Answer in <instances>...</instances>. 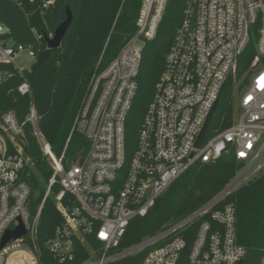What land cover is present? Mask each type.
Wrapping results in <instances>:
<instances>
[{
	"label": "built area",
	"instance_id": "2783aa9c",
	"mask_svg": "<svg viewBox=\"0 0 264 264\" xmlns=\"http://www.w3.org/2000/svg\"><path fill=\"white\" fill-rule=\"evenodd\" d=\"M167 3L142 0L135 34L105 66L102 55L61 155L40 130L34 104L23 120L15 110L0 117V243L7 230L21 223L26 229L0 248V264H45L40 220L50 197L62 222L45 249L60 263L79 256V246L90 253L80 264H108L145 249L149 251L141 264L244 261L247 249L238 242L237 210L229 197L264 170V0H187L137 139L128 147L126 124L139 90L143 51L157 35ZM53 4L54 0L43 1L44 8ZM32 32L34 43H17L6 37L8 29L0 22V64H11L25 76L18 86L22 95L33 92L26 71H31L44 37L36 28ZM252 44L255 53L239 76L241 57ZM24 53L33 59L28 67L16 62ZM12 74L0 70V83ZM232 76L231 125H215L208 136L215 113L198 146L210 112ZM28 131L53 169L35 215L26 178L35 166L25 150ZM76 133L87 145L70 157ZM223 156H233L243 166L220 192L156 235L121 249L130 223L147 216L176 180L191 167ZM56 184L61 189L54 193ZM196 221L200 224L188 250L187 236Z\"/></svg>",
	"mask_w": 264,
	"mask_h": 264
},
{
	"label": "trees",
	"instance_id": "16d2710c",
	"mask_svg": "<svg viewBox=\"0 0 264 264\" xmlns=\"http://www.w3.org/2000/svg\"><path fill=\"white\" fill-rule=\"evenodd\" d=\"M43 1L0 0V22L8 29L7 38L17 43H34L32 28L44 35L41 45L37 47L31 71H26V77L32 84V94L22 95L18 91L24 75L11 64H0V70L13 72L12 76L0 83V117L8 110H15L23 120L34 104L39 115L40 130L55 153L61 155L97 63L103 55L101 65L108 64L126 40L135 34L142 0H54L49 8L43 7ZM186 3L187 0H168L156 37L144 48L139 90L126 124L128 147L137 139L155 84L165 67L167 53L182 23ZM67 6L73 12L72 24L61 47L49 48L45 36L55 33L67 18ZM254 53L252 44L241 57L239 76L247 69ZM234 110L232 90L223 92L216 112V125L222 128L230 126ZM28 140L25 150L33 157L35 166L28 169L30 174L26 178L32 186L31 211L35 215L53 169L30 131ZM86 145L87 140L76 133L69 155L74 156ZM242 166L243 163L233 156H223L214 163L191 167L158 199L147 216L138 217L130 223L121 249L156 235L190 214L220 192ZM60 189L59 184L53 186L54 193ZM229 200L236 205L238 242L247 249L243 264H260L264 256V172L241 186ZM61 222L62 216L50 197L40 220V243L44 247L45 264H80L90 255L83 246H79L82 248L81 254L67 263H60L45 249V242ZM199 224L200 221H196L190 226L188 250L194 243ZM148 251L145 249L108 264H141Z\"/></svg>",
	"mask_w": 264,
	"mask_h": 264
},
{
	"label": "water",
	"instance_id": "95a60500",
	"mask_svg": "<svg viewBox=\"0 0 264 264\" xmlns=\"http://www.w3.org/2000/svg\"><path fill=\"white\" fill-rule=\"evenodd\" d=\"M72 21H73V12H72L71 8L69 6H67V18L56 28L53 37H48V36L45 37L49 48L61 47L63 39H64L70 25L72 24ZM221 95H222V91L220 92L218 100L216 101L215 105L213 106V108L210 112V115H209V117L205 123V126H204V128H203V130L199 136V139L197 141L198 146H200L203 143L206 132H207L208 127L210 125V121H211L212 117L214 116V114L218 110ZM25 233H26V229H25L23 223H21L14 230H12V229L7 230V232L5 233V235L3 237L2 242L0 243V248H3L5 246V244L7 242H9L12 238H18L19 236H21ZM243 263H244V261L241 260L238 264H243Z\"/></svg>",
	"mask_w": 264,
	"mask_h": 264
},
{
	"label": "rangeland",
	"instance_id": "374dc122",
	"mask_svg": "<svg viewBox=\"0 0 264 264\" xmlns=\"http://www.w3.org/2000/svg\"><path fill=\"white\" fill-rule=\"evenodd\" d=\"M16 62L20 65V66H24V67H28L32 62H33V59L30 58V57H27V55L24 53L22 54L20 57H18L16 59ZM235 87V82H234V78L233 76L231 77L230 81L228 82L227 86L225 87L224 89V92L228 93L230 92V90H232V93H233V88ZM216 114L213 118V121H212V125H211V129L208 133V136L211 135L212 133V130L214 128V126L216 125ZM134 144V143H133ZM59 156V155H58ZM70 156V155H69ZM70 157H73V155H71ZM49 162V161H48ZM264 170L262 172H260L257 176L261 175V173H263ZM255 177V176H254Z\"/></svg>",
	"mask_w": 264,
	"mask_h": 264
}]
</instances>
